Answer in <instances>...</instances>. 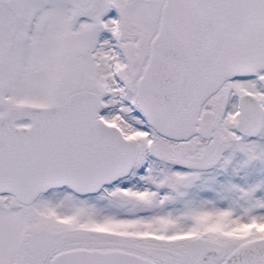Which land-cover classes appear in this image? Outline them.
Listing matches in <instances>:
<instances>
[{"label":"snow or ice","instance_id":"obj_1","mask_svg":"<svg viewBox=\"0 0 264 264\" xmlns=\"http://www.w3.org/2000/svg\"><path fill=\"white\" fill-rule=\"evenodd\" d=\"M0 264H264V0H0Z\"/></svg>","mask_w":264,"mask_h":264}]
</instances>
